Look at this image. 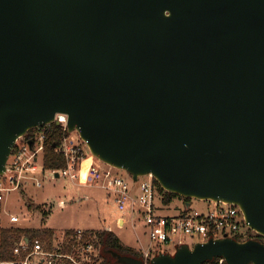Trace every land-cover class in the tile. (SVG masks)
Wrapping results in <instances>:
<instances>
[{
	"label": "water",
	"instance_id": "water-1",
	"mask_svg": "<svg viewBox=\"0 0 264 264\" xmlns=\"http://www.w3.org/2000/svg\"><path fill=\"white\" fill-rule=\"evenodd\" d=\"M57 114L104 165L238 206L264 238V0H0V176ZM112 256L264 264V243Z\"/></svg>",
	"mask_w": 264,
	"mask_h": 264
},
{
	"label": "built area",
	"instance_id": "built-area-1",
	"mask_svg": "<svg viewBox=\"0 0 264 264\" xmlns=\"http://www.w3.org/2000/svg\"><path fill=\"white\" fill-rule=\"evenodd\" d=\"M55 121L68 132L67 115L57 114ZM42 128L44 127L37 128L39 131L33 137L26 136L17 141L8 159L6 172L0 176V241L5 228L15 227L20 222L19 216L9 209L12 193L21 192L29 186L42 188L43 178L48 175L53 179L64 177L74 181L81 177L82 162L86 157L84 148L86 144L83 141L80 145L76 144L69 134L62 143L66 166L59 170H47L42 162L47 131L41 130ZM30 141L33 142L32 147ZM108 168L101 170L92 167L87 179L92 183H101L102 187L115 197L118 211L121 214H130L139 222L142 235L146 239L139 251L146 263L158 254L165 253L161 252L160 247H172L177 250L182 245L188 244L185 242L186 239L197 241L194 246L210 239L224 237L238 241L254 239L251 237L256 233L249 228L238 206L223 202L200 201L206 203L204 210L192 209L191 205L187 208L183 204L185 207L179 215H161V211L170 205L164 204V196L159 194L152 175L140 178L138 182L130 179V182L124 177L114 175L111 171L113 168ZM64 206L65 203L61 202V207ZM86 234L87 231L78 230L70 251L66 250L64 237L56 238L51 246L44 245L38 239L31 241L22 237L14 247L16 261H0V264L93 263L97 252L93 243L86 241ZM224 262L225 260L220 258L219 264Z\"/></svg>",
	"mask_w": 264,
	"mask_h": 264
},
{
	"label": "rangeland",
	"instance_id": "rangeland-1",
	"mask_svg": "<svg viewBox=\"0 0 264 264\" xmlns=\"http://www.w3.org/2000/svg\"><path fill=\"white\" fill-rule=\"evenodd\" d=\"M70 138L76 144H81L76 132L71 133ZM84 148L86 157L82 162L79 180L74 181L64 177L53 179L48 175L43 178L42 188L29 186L21 192L12 193L9 200L10 211L19 216L18 225L35 230L49 228L55 232L58 239L70 229L87 232L111 230L117 234L124 246L140 252L146 239L142 235L139 222L130 214H121L118 211L115 197L104 189L101 183L88 181L87 176L92 167L101 170L109 168L94 158L85 145ZM111 171L114 175L129 181L132 179L126 171L117 169ZM61 202L65 203L64 207H61ZM190 205L192 209L197 210L206 208V203L198 200H192ZM184 207L182 199H175L169 207L161 211V215L177 216ZM120 217H125L126 222L118 225ZM185 242L193 247L197 241L186 239ZM160 249L161 252L170 254H175L177 251L176 248L164 246Z\"/></svg>",
	"mask_w": 264,
	"mask_h": 264
},
{
	"label": "trees",
	"instance_id": "trees-1",
	"mask_svg": "<svg viewBox=\"0 0 264 264\" xmlns=\"http://www.w3.org/2000/svg\"><path fill=\"white\" fill-rule=\"evenodd\" d=\"M41 130L47 131V139L45 142V150L42 160L45 169L59 170L64 168L66 166V158L62 151V143L64 138L69 136V133L64 131L61 126H57L55 124L44 127ZM37 131L39 130L33 129L28 133L27 136L33 137ZM154 183L159 194L164 196L163 202L165 205H171L175 199H183L178 195L164 191L156 180H154ZM33 205L31 204V206ZM77 233L78 229H70L64 232L62 237L65 239L66 250H71ZM22 237H26L31 241L38 239L44 245L51 246L57 238V235L49 228L35 230L22 227L20 225L15 227H7L2 231V238L0 241V261H16V257L14 256V247ZM253 237L254 236L251 238ZM254 239L264 243V238L257 234L255 235ZM86 241L92 242L95 247V251L97 252V257H95L94 262L86 264H117L116 259H114L112 256L113 252L144 260V257L140 252L136 251L132 247L124 246L117 234L111 230L88 231L86 234ZM219 260L220 258H215L214 260L207 261L204 264H219ZM224 264L227 263L224 262Z\"/></svg>",
	"mask_w": 264,
	"mask_h": 264
},
{
	"label": "crops",
	"instance_id": "crops-1",
	"mask_svg": "<svg viewBox=\"0 0 264 264\" xmlns=\"http://www.w3.org/2000/svg\"><path fill=\"white\" fill-rule=\"evenodd\" d=\"M126 218L125 217H120L119 219H118V225L119 224H121V223H123V221H124V223L126 222V220H125Z\"/></svg>",
	"mask_w": 264,
	"mask_h": 264
},
{
	"label": "flooded vegetation",
	"instance_id": "flooded-vegetation-1",
	"mask_svg": "<svg viewBox=\"0 0 264 264\" xmlns=\"http://www.w3.org/2000/svg\"><path fill=\"white\" fill-rule=\"evenodd\" d=\"M191 201H192V200H191ZM191 201H190V202H191ZM188 202H189V201H185V199H182V203H183V204L186 205Z\"/></svg>",
	"mask_w": 264,
	"mask_h": 264
}]
</instances>
